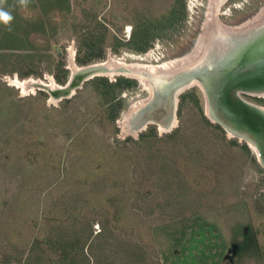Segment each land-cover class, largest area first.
Segmentation results:
<instances>
[{
  "label": "rangeland",
  "instance_id": "rangeland-1",
  "mask_svg": "<svg viewBox=\"0 0 264 264\" xmlns=\"http://www.w3.org/2000/svg\"><path fill=\"white\" fill-rule=\"evenodd\" d=\"M174 2L0 0L14 17L10 29L0 24V264H264V167L210 119L201 86L175 94L162 129L121 134L117 121L153 97L143 72L191 63L205 43L264 20V0H226L217 11L214 0H185V20L151 29L145 53L114 50ZM95 22L107 29L104 57L79 65L84 39L102 33ZM94 65L106 72L53 94ZM96 79L131 85L106 92ZM187 93L197 105L181 101ZM241 96L264 110V96ZM68 243L65 258L58 246Z\"/></svg>",
  "mask_w": 264,
  "mask_h": 264
},
{
  "label": "water",
  "instance_id": "water-1",
  "mask_svg": "<svg viewBox=\"0 0 264 264\" xmlns=\"http://www.w3.org/2000/svg\"><path fill=\"white\" fill-rule=\"evenodd\" d=\"M256 26L247 34L262 32L263 34H260L262 39L256 43L236 45L231 59H236L239 65L224 74L221 73L220 65L228 60L226 51L229 50V38H225L224 41L216 40V42L211 40L213 39V35H211V41L205 44L200 52V57L194 59L193 63L176 70L159 71L153 75L155 79L163 77L165 80L173 75H183L186 83L198 84L203 92L206 90L208 93L205 94V97L211 114L223 120L225 126L231 131L243 135L247 142H250L256 149L257 156L264 167V111L246 102L241 96H251L250 93L264 91V20ZM220 31L222 30L220 29ZM236 32L238 31L234 28L229 36L237 34ZM224 33L226 31H222L219 35L223 36ZM244 35L246 36V34L242 36ZM214 55H219L218 62L215 59L214 62ZM143 76L151 83L152 78H148L147 73ZM84 77L85 74H80L75 80L78 83ZM151 85L154 86L153 83ZM159 92L160 97H162L161 91ZM68 93L69 85L66 89H58L53 94L64 96ZM155 94L158 95L157 92ZM160 97L158 96V98ZM166 100L168 101L166 106L148 111L147 117H153L155 122L160 123L161 119H168L171 113L174 114L173 107L176 101L174 89ZM218 124L224 126L220 122Z\"/></svg>",
  "mask_w": 264,
  "mask_h": 264
},
{
  "label": "bare ground",
  "instance_id": "bare-ground-1",
  "mask_svg": "<svg viewBox=\"0 0 264 264\" xmlns=\"http://www.w3.org/2000/svg\"><path fill=\"white\" fill-rule=\"evenodd\" d=\"M226 0H214V5H215V11H217L221 5H223L225 3ZM213 6V5H212ZM214 9V8H213ZM210 11V10H208ZM211 12V11H210ZM208 13V12H207ZM213 13V12H211ZM226 13V12H225ZM224 13V14H225ZM210 14V13H209ZM228 14V13H227ZM208 15V14H207ZM211 24V23H210ZM207 28V27H206ZM241 29V28H240ZM208 33V32H206ZM205 33V34H206ZM238 34V35H237ZM237 34H233L231 36H229V40H228V45H229V50L226 51V55L228 56V60L225 61L224 63H222L220 65V70H221V73L224 74L225 72H228L229 70H231L232 68H234L235 66L239 65L238 64V61L235 59V60H232L231 57L233 56V51L235 50V46L240 44V45H243L244 43H250V42H259L262 38V35L260 34H263L262 32H255L254 34L253 33H250V34H246V36H242L241 34L243 33H237ZM239 37H237V36ZM203 36V35H202ZM200 37V36H199ZM208 37V35H207ZM205 39V38H204ZM224 39V38H223ZM223 39L220 38V41H223ZM202 40V39H200ZM200 40H198L200 42ZM225 40V39H224ZM205 41V40H204ZM206 42V41H205ZM201 43V42H200ZM206 44V43H205ZM202 45V44H201ZM203 46V45H202ZM199 49L200 48V45L198 44L196 49ZM197 52L199 53V55L201 54V50H197ZM232 53V54H231ZM131 55V54H130ZM134 55V54H133ZM147 55V54H146ZM196 55V54H195ZM193 55V57L195 56ZM231 55V56H230ZM126 56V55H125ZM129 56V55H128ZM139 56V55H138ZM143 56V55H142ZM192 56V55H191ZM130 58H138V59H141L143 57H137V56H129ZM152 57V56H151ZM150 57V58H151ZM188 57V56H187ZM185 57V58H187ZM200 57V56H199ZM219 55H214L213 57V60L215 59L216 62L219 61L218 59ZM155 58V57H154ZM195 58V57H194ZM157 59V58H156ZM190 59V58H189ZM142 60V59H141ZM177 60V59H176ZM176 60L174 61H169L167 62V65L170 66L168 67V69H165L163 71H168V70H176V69H179V68H183L187 65H190L191 63H185L183 65H175L176 63ZM214 60V62H215ZM179 63V62H178ZM166 65V63H165ZM172 65V66H171ZM144 67V66H143ZM102 66L101 65H94V66H91V67H86V68H81V69H78L75 73L77 75H83L85 74V77L84 79H87L91 76H95V75H103L106 71H104V69H102ZM153 68V67H152ZM92 71H91V70ZM127 69V68H126ZM124 70V71H127L128 72V69L127 70ZM100 71V72H99ZM123 71V70H122ZM119 73H123V72H119ZM155 73H159V72H154V71H151L149 73H147V77L148 78H152V81L151 83L154 84L153 86V94H152V99L150 101H144L142 103H140L139 105H137V108L135 111H133L132 113V116H131V119H134V120H130V122L126 121V120H123V121H117L118 122V125L119 127L121 128V134L123 136H127V135H134L136 134V132L138 131H141L144 127L145 124L149 123V122H154L156 123L160 129H162V127L164 125H167L169 124V121L171 120V114L168 116V119H161V122L158 123V122H155V120L153 119V117H147L146 113L150 110H155V108H159V107H164L166 106V104L168 103V101L166 99H168L170 93L173 91V89L175 90V94L178 93V91L184 86L186 85V80H185V77L183 75H173L172 77L168 78V79H163L162 78H157L155 79L154 78V75ZM129 74V72H128ZM143 74H145V72H143ZM154 74V75H153ZM76 75V77H77ZM107 75V74H106ZM151 76V77H150ZM74 79V78H73ZM73 79H71V83H69V94L72 93L73 89L75 88L74 86L77 84L79 85L78 83H81L84 79H81L78 83L76 82L75 80V83H72ZM76 79V78H75ZM137 80L139 81V84H140V87L144 90V91H148L149 90V84L148 82L146 83V81L142 80V78H138L137 77ZM18 81L16 82V85H18ZM150 83V84H151ZM186 83V84H185ZM40 84V82H39ZM20 86V84L18 85ZM152 86V85H151ZM21 87V86H20ZM159 91H161V96L159 95ZM206 95H207V91L204 90ZM26 91L25 89L22 90V94H24ZM157 92L158 95H156L155 93ZM252 95H260V96H264V91H259V92H255V93H250ZM158 96L160 98H158ZM51 101H54L53 99ZM175 104V103H174ZM263 110V109H262ZM264 111V110H263ZM207 112V115L210 117V119H212L214 122L216 123H222V126L228 133H230L231 135H235L236 137H239L240 139H242L243 141H245L249 148L251 149L252 153L254 155L257 156V151L256 149H254V147L251 145L250 142H247V139L243 136V135H239L237 133H235L234 131H231L230 129H228L223 120H221L218 116H214V114H211V111H210V107L208 106V111ZM123 116V115H122ZM124 119V118H123ZM160 120V119H159ZM222 121V122H221ZM258 157V156H257ZM259 159V157H258ZM259 162H260V159H259ZM261 163V162H260Z\"/></svg>",
  "mask_w": 264,
  "mask_h": 264
},
{
  "label": "trees",
  "instance_id": "trees-1",
  "mask_svg": "<svg viewBox=\"0 0 264 264\" xmlns=\"http://www.w3.org/2000/svg\"><path fill=\"white\" fill-rule=\"evenodd\" d=\"M185 9H186L185 0H175L174 5L173 7H171L168 16L162 18L156 24H153V25L150 24L149 26L146 25L143 28L135 31L127 42H121L120 45L117 44L114 50L122 46V47H126L127 49H133L134 51L139 52V53H145L150 48L152 44V40L157 38V36L154 34L148 37L151 33V29L153 31L171 29L176 24L183 22L186 18ZM95 27H100L99 29H101L102 33L94 36L90 32V36L86 37L87 39H84L83 42L85 44L83 45V47H81L83 49L80 48V50H78V53L76 55L77 56L76 61L79 65H85L95 60L102 59L104 57V53L99 45H101V43L103 42V39L105 37L104 32H106L107 29L105 26L97 22H95ZM57 82L61 84L64 83V81L60 80L59 78H57ZM96 82L100 84L102 83L105 88H109L108 90H106V92H110V90L111 92L112 91L114 92L116 89L119 92H121L123 89L128 88L131 85L129 81L123 80V79H119L115 84H112V83L109 84L108 82L99 80V79H96L94 81V83ZM186 99L193 100V103L195 105L198 104L193 93H187L181 96V101H185ZM62 237H63L62 235L56 236L58 243L61 242ZM66 248H67L66 255L69 256L70 254L73 253L72 251H74L73 250L74 245H72L71 243H68L66 247L58 246V250L60 249L63 252L62 254H64L65 258L67 257L64 253V250Z\"/></svg>",
  "mask_w": 264,
  "mask_h": 264
},
{
  "label": "clouds",
  "instance_id": "clouds-1",
  "mask_svg": "<svg viewBox=\"0 0 264 264\" xmlns=\"http://www.w3.org/2000/svg\"><path fill=\"white\" fill-rule=\"evenodd\" d=\"M14 17L11 12L6 9L0 8V24H3L5 27L11 28V24Z\"/></svg>",
  "mask_w": 264,
  "mask_h": 264
}]
</instances>
